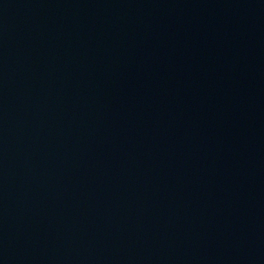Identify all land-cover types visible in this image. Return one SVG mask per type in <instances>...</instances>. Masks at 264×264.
Returning <instances> with one entry per match:
<instances>
[{"label": "water", "instance_id": "obj_1", "mask_svg": "<svg viewBox=\"0 0 264 264\" xmlns=\"http://www.w3.org/2000/svg\"><path fill=\"white\" fill-rule=\"evenodd\" d=\"M0 264H264V0H0Z\"/></svg>", "mask_w": 264, "mask_h": 264}]
</instances>
